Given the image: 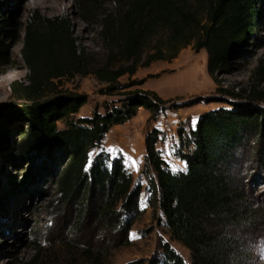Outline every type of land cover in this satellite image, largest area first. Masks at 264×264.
Returning <instances> with one entry per match:
<instances>
[{
    "label": "trees",
    "instance_id": "obj_1",
    "mask_svg": "<svg viewBox=\"0 0 264 264\" xmlns=\"http://www.w3.org/2000/svg\"><path fill=\"white\" fill-rule=\"evenodd\" d=\"M263 2L123 0L102 20L101 35L110 51L108 60L90 71L87 49L79 45L71 20L35 14L25 47L29 82L13 87L22 103L0 118V150L7 151L14 165L25 161L29 166L26 184L32 182L31 178L52 181L60 211L74 214L72 233L91 230L129 244L132 226L143 215V187L135 183L122 155L111 156L101 150L92 157V152L101 148L114 126L131 120L138 109L157 117L171 100L151 89L136 88L124 93L118 105L105 103L104 113L95 109L91 116L82 117L78 114L88 103L87 94H59L43 100L47 89L55 80L93 73L108 83L103 92L113 93L120 88L117 82L121 77L133 76L139 66L172 61L190 45L196 52L206 49L208 71L217 82V74L232 72L234 60L243 57L248 38L262 21L258 5ZM256 76H264V67L256 71ZM144 82L142 79L134 84ZM221 90L236 100L230 107L200 116L183 139L185 143L176 154L185 162V171L174 174L161 156L157 143L162 130L153 128L146 135L147 204L154 215L162 213L171 238L191 255L187 262L169 241H164L160 254L149 264L242 262L227 228L250 217L241 193L233 187L230 169L250 134L264 138V107L259 104L264 102V89L252 86L243 93ZM13 119L28 125L25 133L19 131L16 143L7 138V124ZM31 187L28 192H38L40 184ZM80 246L84 248L85 264H102L100 249L86 243Z\"/></svg>",
    "mask_w": 264,
    "mask_h": 264
},
{
    "label": "rangeland",
    "instance_id": "obj_2",
    "mask_svg": "<svg viewBox=\"0 0 264 264\" xmlns=\"http://www.w3.org/2000/svg\"><path fill=\"white\" fill-rule=\"evenodd\" d=\"M123 0H0V118L8 110L15 109L22 101L16 97L13 87L28 83L29 66L26 61L28 31L35 14L41 17L69 18L78 43L87 49L88 70H93L108 60L110 53L104 38V15L117 9ZM263 14L255 34L247 40L244 55L234 60V70L217 74L216 79L208 71L206 49L196 52L192 45L184 48L172 61L159 60L150 66H139L133 76L119 79L120 87L113 93H104L108 83L95 74L55 80L43 100L59 94H87L88 103L78 116H91L95 109L104 113L105 103H120L127 91L136 88L151 89L165 99H170L167 109L153 117L144 108L124 124L114 126L105 136L101 148L92 152V157L101 150L114 149L111 156L122 155L133 174L136 184L143 187L141 208L143 215L132 226L129 244L117 242L115 236L107 237L91 230L74 234L71 232L74 214L60 211L55 185L45 179H33L26 184L29 166L14 165L7 151L0 150V264H85L84 248L90 244L103 255L102 264H149V260L161 252V244L169 241L186 259L190 251L173 240L164 225L162 213L154 215L148 201V174L146 172V135L153 128L163 131L157 148L172 168H186L177 151L183 139L206 112L230 107L236 100L228 89L236 93L247 92L251 87L264 89V76L256 71L264 67V2L258 5ZM154 43L150 44L153 47ZM12 72L5 80V72ZM161 73V76H151ZM145 79L143 84H134ZM241 100V99H240ZM264 107V102L259 103ZM195 121V124H193ZM63 127L64 123L59 122ZM24 133L28 125L20 119L7 124V138L12 143L19 140V131ZM250 134L239 149L237 160L230 169L233 187L242 195L243 205L248 207L249 219L230 224V234L238 247L241 264H264V138ZM185 143V142H184ZM108 152V151H107ZM137 162L136 167L131 161ZM40 184L38 192L31 184ZM26 184V185H25ZM136 238H133V237Z\"/></svg>",
    "mask_w": 264,
    "mask_h": 264
},
{
    "label": "snow or ice",
    "instance_id": "obj_3",
    "mask_svg": "<svg viewBox=\"0 0 264 264\" xmlns=\"http://www.w3.org/2000/svg\"><path fill=\"white\" fill-rule=\"evenodd\" d=\"M193 124H195V121H193ZM106 151H108L109 153H111V152H113V151H115L114 149H107ZM118 158V157H117ZM91 163H92V161H91V157H90V159H89V166L91 165ZM136 165H137V162L135 161V160H132L131 161V166L132 167H136ZM109 166H111V165H109ZM186 170V168H182V167H178V166H173L172 168H171V171L175 174L176 172H178V171H185ZM85 171H88V167H86L85 168ZM133 238H136L135 236L133 237Z\"/></svg>",
    "mask_w": 264,
    "mask_h": 264
},
{
    "label": "bare ground",
    "instance_id": "obj_4",
    "mask_svg": "<svg viewBox=\"0 0 264 264\" xmlns=\"http://www.w3.org/2000/svg\"><path fill=\"white\" fill-rule=\"evenodd\" d=\"M12 72H10V71H8V72H5V73H3V75H5L6 77H5V80H10L11 79V77H12Z\"/></svg>",
    "mask_w": 264,
    "mask_h": 264
}]
</instances>
